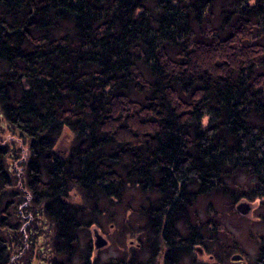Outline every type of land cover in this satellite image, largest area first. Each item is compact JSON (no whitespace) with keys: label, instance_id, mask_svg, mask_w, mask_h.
Wrapping results in <instances>:
<instances>
[{"label":"trees","instance_id":"trees-1","mask_svg":"<svg viewBox=\"0 0 264 264\" xmlns=\"http://www.w3.org/2000/svg\"><path fill=\"white\" fill-rule=\"evenodd\" d=\"M136 190L170 263L215 225L233 237L202 197L258 200L264 224V0H0V264L23 218L71 262Z\"/></svg>","mask_w":264,"mask_h":264},{"label":"rangeland","instance_id":"rangeland-1","mask_svg":"<svg viewBox=\"0 0 264 264\" xmlns=\"http://www.w3.org/2000/svg\"><path fill=\"white\" fill-rule=\"evenodd\" d=\"M9 138H11V135L8 134L5 136L6 141ZM72 141L69 135L64 137L56 147L58 153L66 156L68 153L67 150H69L68 146L72 144ZM20 163L21 160H17L14 163L15 169L19 172V178L23 174L21 172L23 167ZM133 194L135 196V202L132 203L131 211L127 208L128 203L126 198L122 204L112 205L109 204V201H105L103 204L104 213L100 215L99 220L88 228H82L80 231V244H78L76 253L70 257L71 262L68 261V263L86 264L83 261L86 258L88 246H91L92 251L91 255H89L91 264H116L120 257L126 258V260L128 259L127 261L130 264H135L136 260L145 263H149L150 261V264H175L174 261H171V263L167 262V258L163 254L166 248H163L160 243V245H155V242L149 240V236L153 234L150 233L151 230L147 231L146 228L142 227V225L144 227L146 226L144 225L145 222L135 212L136 208L143 201L137 198L140 195L138 190L133 192ZM258 203V200L252 202L251 210L244 214L238 212L235 207L236 203L231 205L223 196L211 194L209 197H202L198 205L201 220L211 222L213 219H208L207 217L214 216L215 219L220 220V223L225 225V228L228 229V232L233 237L229 238L228 234L225 231L223 232L220 227L217 230L214 224L213 230H216V232L213 234L206 233L202 239L204 242L201 245L204 246L206 253L202 256L198 251L195 253L192 252V255L185 252L176 263L254 264L259 258V241L262 240L260 237L264 233V224L259 217L261 210L259 209ZM23 219L20 220V224L18 223L20 229L12 237L14 244H16L12 259L13 264H55L56 260L59 261L62 258L67 260L66 256L57 255L53 251L49 252V248L47 247L52 245V238L45 236L46 229L38 221L39 218L38 220L34 218L30 220H27V218ZM193 222L195 223V220ZM47 225L51 228L49 223ZM95 229L107 241L104 247L97 248L95 246L97 239L96 235H94ZM140 238L144 240L141 241ZM232 239L237 242L235 248L234 246L231 247ZM231 248L233 249L232 251H230ZM153 252H157L158 256L153 255ZM209 254L214 255V258H209ZM236 255H241L242 258L233 260V257ZM262 263L264 264V261Z\"/></svg>","mask_w":264,"mask_h":264},{"label":"water","instance_id":"water-1","mask_svg":"<svg viewBox=\"0 0 264 264\" xmlns=\"http://www.w3.org/2000/svg\"><path fill=\"white\" fill-rule=\"evenodd\" d=\"M251 205H252V202L244 199V200L238 201L236 203V206L235 207L238 210V212L245 214V213H248V211L251 210V208H252ZM94 235H96V237H97L96 242H95V246L97 248L104 247L107 241L104 240V238H102V236L99 234V232H98L97 229H95ZM241 258H242L241 255H236V256L233 257V260L241 259Z\"/></svg>","mask_w":264,"mask_h":264},{"label":"flooded vegetation","instance_id":"flooded-vegetation-1","mask_svg":"<svg viewBox=\"0 0 264 264\" xmlns=\"http://www.w3.org/2000/svg\"><path fill=\"white\" fill-rule=\"evenodd\" d=\"M196 251L200 252L202 256H203L204 253H206V252H205V248H204L203 245L194 244V243L191 244V243H190V244H189V251H188L187 253H189V254L192 255V254L195 253ZM192 252H193V253H192ZM208 257L212 259V258H214V255L209 254Z\"/></svg>","mask_w":264,"mask_h":264}]
</instances>
